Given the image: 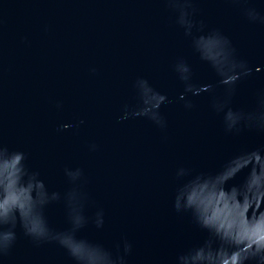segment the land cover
<instances>
[{"label":"water","instance_id":"95a60500","mask_svg":"<svg viewBox=\"0 0 264 264\" xmlns=\"http://www.w3.org/2000/svg\"><path fill=\"white\" fill-rule=\"evenodd\" d=\"M248 9L264 16V0H0V149L23 153L22 179L43 182L48 230L36 239L18 217L0 225L15 233L0 264H79L53 238L68 232L113 264H193L200 248L215 264H257L264 128L241 120L228 130L224 120L229 109L257 112L264 94V23ZM213 32L249 75L220 83L194 43ZM141 79L166 98L154 110L162 125L133 115L144 107ZM221 171L230 178H211ZM197 176L209 179L193 209L181 198L177 210Z\"/></svg>","mask_w":264,"mask_h":264},{"label":"clouds","instance_id":"9594fccd","mask_svg":"<svg viewBox=\"0 0 264 264\" xmlns=\"http://www.w3.org/2000/svg\"><path fill=\"white\" fill-rule=\"evenodd\" d=\"M247 16L250 20H258L264 23V16H260L255 9H248ZM184 13L181 10L180 22L183 23ZM195 47L199 51L201 59L206 60L216 70L220 76V83L223 85L233 84L239 77L250 74V68L244 61H238L234 58V49L231 47L230 41L213 32L207 36H200L195 40ZM176 70L180 73V79L188 80V68L185 64L180 63L176 66ZM94 71V69H93ZM140 89V95L144 107L133 115L147 114L150 119L157 124L162 125V120L158 113L154 111L162 102L165 101V96L153 91L145 80L137 81ZM185 91H191L194 95L199 91L191 84L185 85ZM259 110L254 113H239L233 112L231 109L225 112L224 120L226 129L231 130L241 120L246 123H251L256 127L264 128V94H261L258 100ZM59 107V105H57ZM190 107V104H186ZM214 107H216L214 105ZM219 110V107L217 108ZM82 123V121H81ZM68 125H62L66 129ZM91 147H95L92 145ZM0 156H6V162L3 167H0V225L11 224L15 226L17 217L24 229L26 235L40 239L48 236V230L45 220L40 212V207L46 202L44 185L41 180L36 179V174L27 175V179L22 178L26 175L24 165L21 164L23 153L13 152L5 154L3 149H0ZM80 174L79 169L76 173H68L73 177ZM221 183L228 180L230 177L225 176L223 171L211 177ZM209 177L201 178L197 176L180 190L176 197L174 207L179 210L181 207L180 200L183 198V207L185 209H193L196 203L197 190L202 182H206ZM35 191L40 199H33L32 192ZM223 195V193H221ZM52 198H56V194H52ZM195 213V211L193 210ZM196 215V214H195ZM200 223L199 218L196 216ZM74 227H79L81 217L74 215L71 218ZM61 246L66 248L68 253L74 257L79 264H113L107 253L99 247L90 245L84 240H77L71 232L58 234L53 237ZM15 239V233L11 230L0 231V254L7 251ZM264 241V237H260ZM129 245L125 244V252L128 251ZM252 257H258L257 264H264V253L253 252ZM187 264L188 257L184 258ZM193 264H215L213 251L205 250L204 248L197 249L190 256ZM235 264V262H234Z\"/></svg>","mask_w":264,"mask_h":264}]
</instances>
